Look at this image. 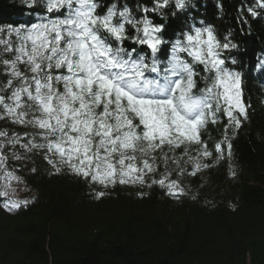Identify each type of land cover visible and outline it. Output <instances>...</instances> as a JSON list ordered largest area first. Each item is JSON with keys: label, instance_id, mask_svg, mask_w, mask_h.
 I'll list each match as a JSON object with an SVG mask.
<instances>
[{"label": "trees", "instance_id": "trees-1", "mask_svg": "<svg viewBox=\"0 0 264 264\" xmlns=\"http://www.w3.org/2000/svg\"><path fill=\"white\" fill-rule=\"evenodd\" d=\"M94 2L100 4L99 14H104L113 0ZM125 2L151 5L152 0H117V10ZM249 8L258 14L250 15ZM24 11L9 0H0V26H30L34 17L24 16ZM145 14L164 23L151 12L137 15ZM190 25H211L222 42L227 37L238 45L220 57L229 69L243 73L248 115L231 136V162L225 156L194 177H180L187 194L177 198L158 184L148 187L165 170L159 161L157 173L148 176L144 185L105 187L67 171L50 174L53 169L43 159V151L25 153L17 147L26 158H9L7 170L24 178L31 197L27 206L14 212L0 207V264H264V65L256 72L264 61V7L258 0H195L194 8L169 17L162 35L174 39L177 31L191 32ZM125 46L136 47L130 41ZM146 47L140 46L141 50ZM167 53L168 45L162 46L160 55ZM233 56L238 65L230 63ZM200 69L206 75L203 66ZM0 80L6 81L7 74L0 75ZM223 107L217 114L219 122L202 132L210 147L222 139L227 123ZM0 130L31 138L24 137L32 131L30 127L10 119H0ZM182 151L183 147L176 154ZM214 158L215 154L207 162L212 164ZM229 163L235 177L229 175ZM99 191L105 195L97 199ZM3 200L0 197V204Z\"/></svg>", "mask_w": 264, "mask_h": 264}, {"label": "clouds", "instance_id": "clouds-1", "mask_svg": "<svg viewBox=\"0 0 264 264\" xmlns=\"http://www.w3.org/2000/svg\"><path fill=\"white\" fill-rule=\"evenodd\" d=\"M9 3L22 7L24 16L34 17L35 22L0 26V75L7 74L6 81L0 80V104L10 110L0 115H14V104L29 117L39 113L38 123L51 130L40 133L37 122L28 119L30 141L41 135L54 137L56 145H67L70 155L95 156L92 163L102 171L113 163L133 164L154 154V164L164 163L159 159L164 154L172 160L173 150L167 145L169 140L175 142L178 129L209 110L218 114L222 108L217 85L222 74L230 70L242 80L243 73L229 69L225 59L219 64L218 57L226 49L215 34L207 35L205 29L214 33L211 25H190L191 32L177 31L171 40L162 35L169 17L194 8L195 0H152L151 5L125 2L121 10L113 0L103 16L94 0ZM147 12L164 23L146 14L138 18V13ZM125 41L136 47H126ZM164 45L168 53L161 56ZM229 45L228 49L238 48L231 41ZM230 63L238 65L239 60L233 56ZM261 65L264 61L257 66V74ZM160 139L165 147L155 151ZM45 147L37 145L27 153ZM6 155L16 160L13 149ZM20 157L19 161L26 158ZM55 159L61 172L72 174L62 158ZM3 176L0 169V194L11 198L17 187Z\"/></svg>", "mask_w": 264, "mask_h": 264}, {"label": "snow or ice", "instance_id": "snow-or-ice-1", "mask_svg": "<svg viewBox=\"0 0 264 264\" xmlns=\"http://www.w3.org/2000/svg\"><path fill=\"white\" fill-rule=\"evenodd\" d=\"M258 5L264 7V0H258ZM222 6V5H221ZM248 13L252 16H256L258 13L252 9H248ZM100 15H105L100 14ZM209 37H213L214 33L212 29H205ZM227 42L223 43V47L227 50L230 45L228 38L225 37ZM219 64H223L224 61L218 57ZM217 85L220 89V99L223 102V113L227 117V123L224 125L222 132V139L216 141L214 144H209L202 138V132L209 124H217L219 118H217L216 112L209 110L206 116L198 117L195 120L186 122V125L181 126L177 131V139L175 142L168 141V147L173 150V159L168 160L167 154L159 157L160 160L164 161L165 170L160 174L159 179H152L148 187L154 184H158L162 188H166L169 196L181 197L186 195L185 188L181 185L180 177L185 174L188 176H196L204 169H208L214 166L219 161L227 159L231 162L232 159V143L231 136L237 134V131L242 127L243 121L248 119L247 106L243 103V92H242V80L238 74H233L231 71H226L222 74V78L218 79ZM31 91V90H30ZM7 98H5L6 100ZM15 109V113L9 115H0V119H10L13 124L24 125L28 119H32L36 123V128L40 133L50 131L51 129L44 128L38 123L41 119L39 113L29 117L26 113L22 114L19 107L15 104L12 106ZM9 108L6 104H0V113H9ZM221 109H219V112ZM19 116L20 119L16 117ZM11 137V139H7ZM24 137H28V133H24ZM37 145H47L43 151V159L51 166L53 173L60 174L61 169L56 164V157L62 158L63 162L67 165L73 175L83 178L87 182L96 183L105 187L109 185L139 183L145 184L146 178L150 175L157 173V164L153 161L157 159L154 154L150 158H145L139 162L128 164L122 161V166H117L115 163L106 170L102 171L97 164L92 163L96 159L95 156H89L86 153L70 155L65 149L67 145L59 146L54 143V137L45 138L43 135L39 136L38 139L29 140L23 139L18 133L13 132L11 135L7 130H0V169L4 170V176L2 179L8 181L9 185L12 182L19 184L24 183V178L18 175L15 170H7L8 156L5 154L6 148H11L16 152L14 157L16 161L20 160V153L16 151L17 147L22 149L25 153L30 148H35ZM184 145L195 146L194 154L192 147H184ZM165 147V141L160 139L159 144L155 151H159ZM183 147V151L177 155L176 150ZM215 158L212 164H209L207 160ZM169 165L174 167H169ZM33 173L37 171L35 167L31 169ZM176 175V179L172 176ZM229 175L232 177L236 176V171L231 163H229ZM146 193H141L145 195ZM105 193L99 191L95 193L97 199L103 197ZM0 197L5 198L0 207H3L8 212H14L21 206H27L28 200H17L11 199L7 196L0 194ZM193 199L196 196L193 195Z\"/></svg>", "mask_w": 264, "mask_h": 264}, {"label": "rangeland", "instance_id": "rangeland-1", "mask_svg": "<svg viewBox=\"0 0 264 264\" xmlns=\"http://www.w3.org/2000/svg\"><path fill=\"white\" fill-rule=\"evenodd\" d=\"M12 184L17 187V191L14 194V196L11 197V199H17V200H29L30 199L31 193L27 190V188L24 187L23 184H19L16 182H12Z\"/></svg>", "mask_w": 264, "mask_h": 264}]
</instances>
